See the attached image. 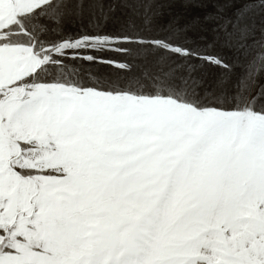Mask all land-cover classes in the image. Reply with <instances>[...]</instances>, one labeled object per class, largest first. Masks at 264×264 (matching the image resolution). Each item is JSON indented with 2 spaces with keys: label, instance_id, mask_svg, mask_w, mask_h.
I'll return each mask as SVG.
<instances>
[{
  "label": "snow or ice",
  "instance_id": "obj_1",
  "mask_svg": "<svg viewBox=\"0 0 264 264\" xmlns=\"http://www.w3.org/2000/svg\"><path fill=\"white\" fill-rule=\"evenodd\" d=\"M0 264H264V0H0Z\"/></svg>",
  "mask_w": 264,
  "mask_h": 264
},
{
  "label": "rangeland",
  "instance_id": "obj_2",
  "mask_svg": "<svg viewBox=\"0 0 264 264\" xmlns=\"http://www.w3.org/2000/svg\"><path fill=\"white\" fill-rule=\"evenodd\" d=\"M67 27H68L69 34H72V32L79 27V22H72ZM98 71H103V72L107 73V72H109L111 70L110 69H99L96 66H92L89 69V74L95 73V72H98Z\"/></svg>",
  "mask_w": 264,
  "mask_h": 264
}]
</instances>
